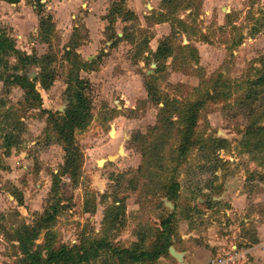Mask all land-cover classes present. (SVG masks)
Masks as SVG:
<instances>
[{
    "label": "rangeland",
    "instance_id": "374dc122",
    "mask_svg": "<svg viewBox=\"0 0 264 264\" xmlns=\"http://www.w3.org/2000/svg\"><path fill=\"white\" fill-rule=\"evenodd\" d=\"M35 1L12 5L0 0V29L15 40L17 49L35 59L49 57L41 65L26 64L17 74L25 73L32 80L44 66L55 74L49 90L37 85L41 109H28L21 87L7 88L0 81V156L6 167L0 171V264H18L13 248L17 245L15 230L22 224L32 225L52 202L53 175L60 173L65 152L55 140L49 142L48 114L42 109L51 113L66 110L67 82L74 73L72 63L78 61L90 64L80 76L91 84L93 119L76 135L84 154L79 184L73 187L68 178H62L67 194L63 204L68 208L58 215L52 228L58 242L73 246L82 239L105 238L114 247L131 248L143 239L142 245L150 248L161 228V218L175 209L172 202L173 210L165 205V184L173 174L174 164L169 159L179 148L178 130L182 128L162 119L163 104L153 101L146 84L157 86L171 98L193 102L201 79L210 85L220 74L232 83L233 98L228 105L209 104L196 133L206 139H225L227 145L214 154L194 148L180 164L173 223L178 234L173 237V247L181 253L189 251L186 236L193 232L200 233V241L205 234L208 240L230 234L231 219L221 213L230 207L232 196L224 199L228 191L264 190V149L244 147V130L254 119L239 105L243 87H237L248 73L255 77L251 68L258 67L255 60L264 56V0H111L96 24L87 23V8L64 12V6L47 0L42 1V17L51 15L55 23L48 43L42 41ZM114 4L122 14L108 28ZM128 36L131 40H126ZM241 37L242 44L233 47ZM73 38L80 46L71 60L67 52L73 51ZM167 38L174 53L159 67L154 53ZM251 39L258 41L252 45ZM245 43L248 46L244 47ZM194 49L198 50L199 64L193 59ZM10 63L15 66L18 60L13 56ZM256 107L264 112V99ZM15 115L22 122L18 130L7 127ZM6 129L17 137L9 157L1 147ZM160 155L170 161L164 172L156 166ZM216 156L226 165H217ZM110 157L116 159L110 161ZM101 160L104 163L99 165ZM210 199L217 204L202 205ZM111 209L121 217L116 225L105 226ZM45 234L40 235L37 245L45 241ZM208 256L202 252L198 260L203 262ZM106 258L104 255L98 264ZM166 258L170 264H180L170 253Z\"/></svg>",
    "mask_w": 264,
    "mask_h": 264
},
{
    "label": "trees",
    "instance_id": "16d2710c",
    "mask_svg": "<svg viewBox=\"0 0 264 264\" xmlns=\"http://www.w3.org/2000/svg\"><path fill=\"white\" fill-rule=\"evenodd\" d=\"M3 1L9 4H18L21 0ZM42 1L36 0L35 8L40 19L42 41L48 43V39L55 31V23L51 15L45 18L42 17L45 9ZM120 14H122V9L114 4L109 16L110 26L108 28L112 27L117 15ZM73 37H75V32ZM242 39L241 37L235 42L233 47L240 46ZM73 40H75L72 45L73 51L67 52L71 60L72 57L76 56V53H73L76 52L74 50L80 46L77 38H73ZM126 40H131L130 36L126 37ZM173 53V48L169 45V39L167 38L154 53L155 61L159 67L161 61L172 57ZM13 56L18 60V64L15 66L10 63ZM193 57L194 61L199 64L198 50L194 49ZM48 60V56L35 59L21 52L17 49L15 40L0 29V81L7 88L13 85L21 87L25 94V105L28 109L42 108V97L37 85L43 90H49L55 81V74L47 66H44L42 73L32 80L25 73H17L21 72L26 64L41 65ZM254 63L259 65L251 68L255 72V77L248 73L246 75L248 77L239 83L237 87H243L241 88L243 96L239 99V105L247 108L248 111L246 112L254 119L244 130V147L246 149L254 147L256 150H261L264 149V123H261L264 119V112L259 110L256 104L261 103L264 99V56L255 60ZM89 65L82 61H78L76 64L72 63L74 73L67 82L68 106L63 113H51L42 109V112L48 114L47 130L50 132L48 140L49 142L55 140L56 143L60 144L65 152V157L60 173L53 175L50 192L52 202L49 208L32 225L22 224L15 230L14 241L17 242V245H13V248L15 249V256L19 259L18 264H98V261L102 260L104 255H107V258L101 261V264H115V262L117 264H156L161 257L169 256V249L174 246L173 237L178 234L173 223L176 217V202L179 199L180 184L176 181V172L180 164L188 158L194 148L199 150L208 149L213 154L226 148L227 141L225 139H206L196 133L202 112L209 104L223 103L228 105L233 98L232 83L226 80L222 74L216 80H212L210 85L203 83L205 80L201 79V85L194 89L198 94V98L193 102L171 98L169 95L163 94L157 86L146 84L148 95L153 101L156 104H163L161 108L162 119H169L171 124H179L182 128L178 130L179 148L169 159L174 164L173 174L170 176L168 184H165V188L168 189L165 197L175 205L174 211L161 218V228L158 231L156 241L152 243L149 249L142 245L143 239H140L138 243H134L131 248L114 247L105 238L82 239L78 245L73 246L58 242L57 233L52 228L57 222L58 215L68 208L63 204L67 200V194L64 191L62 178H68L73 187L79 184L84 164V154L76 135L86 130L93 119L90 98L91 84L80 76V71L89 69ZM9 70L15 73L7 75L6 72ZM172 119H177V122L174 123ZM10 126H14L13 130H18L22 126L20 117L16 116L12 122L8 121L7 127L10 128ZM6 131L8 132L2 135L1 147L4 149V156L9 157L11 150L17 146V137L15 133L7 129ZM1 158L0 156V171H4L6 167L2 164ZM216 159L217 165H226L218 156H216ZM170 161H165L164 156L160 155L156 166L164 172ZM152 165L154 166V164ZM209 203L217 204L216 201L210 199L204 200L202 205L210 207L211 204L209 205ZM114 211L111 209L105 217V226L117 224L121 214ZM44 231L46 232L45 241L41 245H37L36 241Z\"/></svg>",
    "mask_w": 264,
    "mask_h": 264
},
{
    "label": "crops",
    "instance_id": "0c3cea01",
    "mask_svg": "<svg viewBox=\"0 0 264 264\" xmlns=\"http://www.w3.org/2000/svg\"><path fill=\"white\" fill-rule=\"evenodd\" d=\"M43 1L47 2V0ZM54 1L57 6H64V12L78 7L87 8L89 12L88 18H86L87 23H92L99 20L101 16H105V11H107V8L110 6L107 5V3H111V0ZM69 6H72V8ZM103 7L104 12L101 11ZM98 11L100 12L97 13ZM230 11H232V9H230ZM100 21L104 23L103 20L100 19ZM94 23L96 24V22ZM257 41V39H251L250 43L253 42V45L254 42ZM246 46H248V43L244 44V47ZM200 52L202 54V49ZM228 194L232 196L231 200L228 201L230 207L226 208L221 213L231 219L232 224L229 227L230 234L225 236L216 235L213 240H208L205 234L203 235L204 241H200V233H189L186 237L187 240H189L187 243L190 246V250L184 253L185 264H207L213 258L230 252L234 247L245 248V246H247L249 251L247 255L248 258L242 264H264V190L261 193H246L241 190L238 191V194H232L231 189L228 191L227 196L224 197L225 200H229ZM223 226L226 225L223 224ZM182 238H185L183 233ZM208 244L209 247H207ZM202 252L209 255L203 262L198 260ZM158 264H170V262L166 257H161Z\"/></svg>",
    "mask_w": 264,
    "mask_h": 264
},
{
    "label": "built area",
    "instance_id": "2783aa9c",
    "mask_svg": "<svg viewBox=\"0 0 264 264\" xmlns=\"http://www.w3.org/2000/svg\"><path fill=\"white\" fill-rule=\"evenodd\" d=\"M248 249L234 247L230 252L213 258L207 264H242L248 258Z\"/></svg>",
    "mask_w": 264,
    "mask_h": 264
},
{
    "label": "water",
    "instance_id": "95a60500",
    "mask_svg": "<svg viewBox=\"0 0 264 264\" xmlns=\"http://www.w3.org/2000/svg\"><path fill=\"white\" fill-rule=\"evenodd\" d=\"M153 67H156V64H153ZM113 132V129H112V131H111V133ZM122 151H124V149L121 147V149H120V152H122ZM123 153V152H122ZM110 159V161H113V160H115L116 159V157H110L109 158ZM99 162H103L104 163V160H101V161H99ZM165 202V205L167 206V207H169V209H174V205L171 203V202H169L168 200H165L164 201ZM169 253H170V255L174 258V259H176L180 264H185L184 263V253H181V252H178L177 250H176V248L175 247H170V249H169Z\"/></svg>",
    "mask_w": 264,
    "mask_h": 264
},
{
    "label": "bare ground",
    "instance_id": "6f19581e",
    "mask_svg": "<svg viewBox=\"0 0 264 264\" xmlns=\"http://www.w3.org/2000/svg\"><path fill=\"white\" fill-rule=\"evenodd\" d=\"M111 135H113V133H111ZM103 164V162H99V165H102Z\"/></svg>",
    "mask_w": 264,
    "mask_h": 264
},
{
    "label": "flooded vegetation",
    "instance_id": "af4514ba",
    "mask_svg": "<svg viewBox=\"0 0 264 264\" xmlns=\"http://www.w3.org/2000/svg\"><path fill=\"white\" fill-rule=\"evenodd\" d=\"M223 9V8H222Z\"/></svg>",
    "mask_w": 264,
    "mask_h": 264
}]
</instances>
